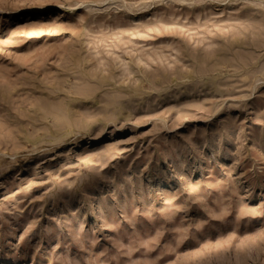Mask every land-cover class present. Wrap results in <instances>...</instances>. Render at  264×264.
<instances>
[{
	"label": "rangeland",
	"instance_id": "rangeland-1",
	"mask_svg": "<svg viewBox=\"0 0 264 264\" xmlns=\"http://www.w3.org/2000/svg\"><path fill=\"white\" fill-rule=\"evenodd\" d=\"M0 264H264V0H0Z\"/></svg>",
	"mask_w": 264,
	"mask_h": 264
}]
</instances>
